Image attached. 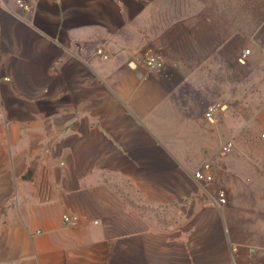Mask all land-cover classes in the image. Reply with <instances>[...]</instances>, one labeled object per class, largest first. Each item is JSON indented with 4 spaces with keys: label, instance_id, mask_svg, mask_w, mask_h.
<instances>
[{
    "label": "crops",
    "instance_id": "1",
    "mask_svg": "<svg viewBox=\"0 0 264 264\" xmlns=\"http://www.w3.org/2000/svg\"><path fill=\"white\" fill-rule=\"evenodd\" d=\"M17 1L0 0V264H264V140L234 133L214 182L193 177L211 158L215 102L189 88L197 47L220 48L210 1Z\"/></svg>",
    "mask_w": 264,
    "mask_h": 264
},
{
    "label": "rangeland",
    "instance_id": "2",
    "mask_svg": "<svg viewBox=\"0 0 264 264\" xmlns=\"http://www.w3.org/2000/svg\"><path fill=\"white\" fill-rule=\"evenodd\" d=\"M209 1L214 13L219 14L220 48L218 52L214 48L212 53L211 39L204 42L203 54L197 47L203 62L193 66L198 78L186 87L202 93L199 97L204 107L211 102L225 106L213 122L204 120V135H209L208 138L205 136V146L211 158L203 164L210 163L216 173L223 165V158L233 155L240 146L250 144L256 138L264 140V129L259 124L264 108V49L253 43V38L264 30V0ZM246 50L251 54L242 64L239 57ZM198 102L200 100L197 99ZM234 133H237L238 148L222 156L221 146ZM263 165H259L260 173ZM114 178L112 181L122 188L121 193L130 203L163 215L164 209L148 208L145 201L132 193L129 183L119 177H111Z\"/></svg>",
    "mask_w": 264,
    "mask_h": 264
},
{
    "label": "built area",
    "instance_id": "3",
    "mask_svg": "<svg viewBox=\"0 0 264 264\" xmlns=\"http://www.w3.org/2000/svg\"><path fill=\"white\" fill-rule=\"evenodd\" d=\"M17 3L24 9H30V5L25 3L23 0H18ZM97 53L106 60L110 59V54L105 53L104 50L102 49L98 50ZM250 54H251L250 50L244 51L239 57V62L242 64L245 63ZM144 65L148 71L156 72V71H160L165 67V62L160 56L150 55L145 58ZM224 110H225V106H223L222 103L215 102L209 105L205 116L210 122H213L216 115ZM234 149H235V142L233 139H229L222 145L221 155L227 156L231 154L234 151ZM263 172H264V165H263ZM193 177L195 181L199 184H203V185L212 184L214 182L212 165L210 163L203 164V166L200 169L195 171ZM214 199L221 206H225L228 203V196L225 190H218L214 196ZM79 221L80 218L78 216H74L70 214L63 215V222L66 227H75L78 225Z\"/></svg>",
    "mask_w": 264,
    "mask_h": 264
}]
</instances>
